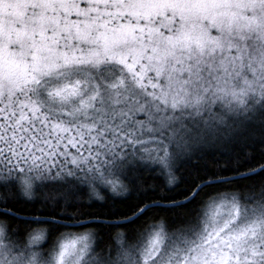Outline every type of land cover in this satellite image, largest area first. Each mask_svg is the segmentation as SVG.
Listing matches in <instances>:
<instances>
[{
	"label": "snow or ice",
	"instance_id": "snow-or-ice-1",
	"mask_svg": "<svg viewBox=\"0 0 264 264\" xmlns=\"http://www.w3.org/2000/svg\"><path fill=\"white\" fill-rule=\"evenodd\" d=\"M0 264H264V0H0Z\"/></svg>",
	"mask_w": 264,
	"mask_h": 264
}]
</instances>
